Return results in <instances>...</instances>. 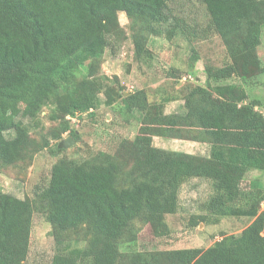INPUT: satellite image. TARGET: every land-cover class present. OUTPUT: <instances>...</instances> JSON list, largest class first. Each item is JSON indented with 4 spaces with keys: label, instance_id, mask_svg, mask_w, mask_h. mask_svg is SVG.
<instances>
[{
    "label": "trees",
    "instance_id": "16d2710c",
    "mask_svg": "<svg viewBox=\"0 0 264 264\" xmlns=\"http://www.w3.org/2000/svg\"><path fill=\"white\" fill-rule=\"evenodd\" d=\"M200 1L209 17L202 30L175 12L177 0H0L1 164L28 161L50 144L31 138L25 122L37 120L47 105H55L54 118L64 121L86 113L92 118L104 91L107 105L120 101L141 121L133 139L121 140L117 157L105 151L82 161L60 157L35 200L0 191V264H26L36 205L58 244L79 230L86 240L83 248L58 249L51 264H264V185L251 180L242 186L247 170H264V112L244 82H226L264 72L258 54L264 0ZM121 12L137 27L136 55L144 52L143 31L182 34L192 42L214 30L224 39L229 61L206 67L207 83L190 88L181 112L157 110L145 90L125 95L118 79L105 85L95 76L106 51L116 54L126 39ZM14 105L22 108L20 118L8 115ZM67 131L78 138L69 121L51 133L62 140ZM156 136L206 142L211 149L208 155L171 150L156 145ZM128 162L133 166L121 179ZM198 177L213 178L214 192L203 205L207 214L194 216L192 225L242 215L243 207L247 213L255 208L253 220L207 248L133 247L137 219L156 236L170 232L166 215L179 210L182 185Z\"/></svg>",
    "mask_w": 264,
    "mask_h": 264
},
{
    "label": "rangeland",
    "instance_id": "374dc122",
    "mask_svg": "<svg viewBox=\"0 0 264 264\" xmlns=\"http://www.w3.org/2000/svg\"><path fill=\"white\" fill-rule=\"evenodd\" d=\"M174 8L176 13L187 17L188 23L195 28L202 30L208 25L207 10L200 0H177ZM119 18L126 29V39L116 54L110 49L106 51L98 64V72L95 76L105 85L113 84L118 79L120 84L125 86V95L145 90L149 102L154 104L157 110H163L165 113L181 112L185 104V94L190 88L207 83L206 67L223 66L229 61L224 39L214 30H209L207 35L200 33L201 36L193 38L192 42L182 34L169 37L167 33L143 31L139 33V35L143 34L139 40L143 44L144 52L142 55H136L133 34L137 27L132 28V21L124 12L120 13ZM258 54L264 66V27ZM246 80L232 76L226 82H244L250 99H259L262 103L259 109L264 112V72H258L254 77ZM100 97L101 106L92 118L88 117V113L82 117L68 116L65 121L54 118L57 111L53 104L45 106L37 120L26 118L25 122L31 127L30 137L37 140L41 146L46 140H49L50 144L41 148L28 161H19L12 165L0 163V191L35 200L37 189L48 184L52 167L60 157L69 156L82 161L92 158L99 151L117 157V148L121 140L133 139L139 133L140 116L137 111L134 112L137 115L134 117L125 112L120 101L114 106L107 105L104 91L101 92ZM21 111V106L14 105L8 115L10 118H20ZM67 121L71 129L77 130L79 136L71 146H62L59 149L57 144L61 140L54 139L51 132L61 130ZM68 136H72L70 131L63 133V138ZM176 139L178 141L175 140L173 145L180 150L194 154H208L210 151L209 145L205 142L192 143L187 142L185 138H180L181 141L179 138ZM154 142L160 147H168L171 150L174 147L168 143H172V140L164 141L159 136L155 137ZM132 166L131 163H127L121 179L127 177V170ZM245 175L247 181L242 185L244 188L249 187L251 180H258L264 185V170L249 169ZM213 189V178L198 177L184 183L180 189L179 210L166 215L170 232L164 236H156L149 224L144 223L141 218L137 219L134 228L138 238L133 247L149 251L185 247L207 248L225 234L240 233L253 220L255 208L252 207V213H247L248 210L243 207L242 215H225L216 223L201 221L197 226L192 225L194 216L207 214L203 205L213 194ZM259 208L260 210L264 208V198ZM41 212L42 210L36 205L30 252L26 264H51L58 249L72 250L85 247L86 240L82 230L72 233L70 241L58 244L52 234V225Z\"/></svg>",
    "mask_w": 264,
    "mask_h": 264
},
{
    "label": "crops",
    "instance_id": "0c3cea01",
    "mask_svg": "<svg viewBox=\"0 0 264 264\" xmlns=\"http://www.w3.org/2000/svg\"><path fill=\"white\" fill-rule=\"evenodd\" d=\"M164 141L166 140V141H168V140H172V143H170V142H168L170 145H173V142H175V140H177L178 141V139H176V138H162ZM180 141L182 140V139H179ZM183 140H185V139H183ZM186 141L187 142H200V141H194V140H189V139H186ZM186 141H184V142H186ZM201 143H203V142H201ZM205 144H207V145H209L208 143H206L205 142ZM169 145V146H170ZM174 146V145H173ZM166 148H168V147H166ZM209 148H210V145H209ZM211 149V148H210ZM172 150H177V151H184V152H188V151H186V150H180V149H178V148H175V146L172 148ZM210 152V151H209ZM188 153H192V152H188ZM200 154V153H199ZM209 154V153H208ZM208 154H204V155H208Z\"/></svg>",
    "mask_w": 264,
    "mask_h": 264
},
{
    "label": "water",
    "instance_id": "95a60500",
    "mask_svg": "<svg viewBox=\"0 0 264 264\" xmlns=\"http://www.w3.org/2000/svg\"><path fill=\"white\" fill-rule=\"evenodd\" d=\"M76 142L75 138L73 136H68L66 138H63L61 140V145L63 147H69L71 146L72 144H74Z\"/></svg>",
    "mask_w": 264,
    "mask_h": 264
}]
</instances>
